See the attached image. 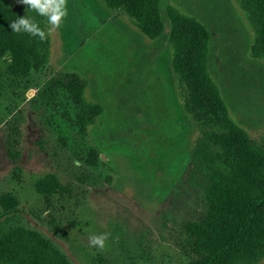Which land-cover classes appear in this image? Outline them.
<instances>
[{
    "label": "rangeland",
    "instance_id": "1",
    "mask_svg": "<svg viewBox=\"0 0 264 264\" xmlns=\"http://www.w3.org/2000/svg\"><path fill=\"white\" fill-rule=\"evenodd\" d=\"M4 1L26 11L20 0ZM160 4L164 33L150 40L102 0H66L42 68L22 75L0 61V196H16L20 224L51 237L75 264L190 261L182 223L199 207L187 179L200 133L182 109L171 66L169 5L207 27L211 76L231 116L264 146V59L251 56L246 13L236 0ZM63 73L86 79L87 98L103 105L84 133L68 127L41 95ZM92 150L102 157L96 166L87 163ZM48 173L68 190L38 195L35 182ZM100 234H107L102 248L90 243Z\"/></svg>",
    "mask_w": 264,
    "mask_h": 264
},
{
    "label": "trees",
    "instance_id": "2",
    "mask_svg": "<svg viewBox=\"0 0 264 264\" xmlns=\"http://www.w3.org/2000/svg\"><path fill=\"white\" fill-rule=\"evenodd\" d=\"M102 1L111 10H122L148 39L164 33L161 0ZM236 1L254 32L251 56L264 59V0ZM27 7L18 12L0 0V61L8 59L12 70L22 75L42 68L50 55L46 19ZM166 12L171 66L179 81L182 109L200 133L187 179L199 194V207L182 223L183 247L189 246L190 255L186 264H258L264 258V146L231 116L211 76L207 27L173 5ZM24 15L45 30L44 40L11 30L10 22ZM87 87L82 76L63 73L44 84L41 95L68 127L84 133L104 112L101 103L87 98ZM11 150L14 158L20 156ZM101 158L92 150L87 163L96 166ZM67 190L55 173L35 182V191L42 197ZM17 206L13 194L0 196V264H75L51 237L21 225Z\"/></svg>",
    "mask_w": 264,
    "mask_h": 264
},
{
    "label": "clouds",
    "instance_id": "3",
    "mask_svg": "<svg viewBox=\"0 0 264 264\" xmlns=\"http://www.w3.org/2000/svg\"><path fill=\"white\" fill-rule=\"evenodd\" d=\"M27 5V10L34 11L38 16L46 19L48 32L53 28L59 27L63 18L67 15L66 0H20ZM10 28L16 33H28L31 36L39 37L41 40L46 38V32L43 30L34 18L24 15L10 22ZM107 239V234H100L91 237L90 243L95 246L103 247Z\"/></svg>",
    "mask_w": 264,
    "mask_h": 264
}]
</instances>
